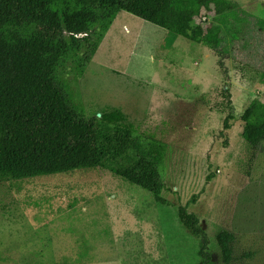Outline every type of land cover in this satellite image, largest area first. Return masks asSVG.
<instances>
[{"label": "rangeland", "instance_id": "rangeland-1", "mask_svg": "<svg viewBox=\"0 0 264 264\" xmlns=\"http://www.w3.org/2000/svg\"><path fill=\"white\" fill-rule=\"evenodd\" d=\"M230 1L214 50L160 28L163 0H129L71 83L88 117L118 108L167 145V204L104 169L0 179V264H224L221 230L236 237L231 264H264V142L250 147L241 121L264 102V0ZM198 23L218 24L206 12ZM178 206L198 216L203 250Z\"/></svg>", "mask_w": 264, "mask_h": 264}, {"label": "trees", "instance_id": "trees-1", "mask_svg": "<svg viewBox=\"0 0 264 264\" xmlns=\"http://www.w3.org/2000/svg\"><path fill=\"white\" fill-rule=\"evenodd\" d=\"M158 26L171 36L217 50L222 22L238 4L230 0H163ZM129 0H0V179L24 180L104 169L163 197L167 145L143 139L118 108L88 117L71 83L81 80ZM218 24H196L202 13ZM225 24V23H224ZM227 115L224 129L232 127ZM252 148L264 142V102L253 100L241 116ZM179 224L194 237L207 234L195 213L176 208ZM224 264L234 261L235 234L215 237ZM203 253V252H202Z\"/></svg>", "mask_w": 264, "mask_h": 264}]
</instances>
